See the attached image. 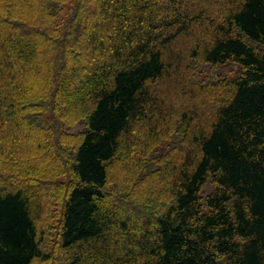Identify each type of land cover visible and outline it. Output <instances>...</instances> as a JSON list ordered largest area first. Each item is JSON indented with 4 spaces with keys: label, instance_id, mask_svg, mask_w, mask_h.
Wrapping results in <instances>:
<instances>
[{
    "label": "trees",
    "instance_id": "trees-1",
    "mask_svg": "<svg viewBox=\"0 0 264 264\" xmlns=\"http://www.w3.org/2000/svg\"><path fill=\"white\" fill-rule=\"evenodd\" d=\"M220 1L0 0V159L9 162L0 167V264L50 261L42 227L52 193L57 264H264V0H226L229 11L210 19ZM57 34L70 47L57 54L66 57L51 92ZM192 47L207 71H240L212 73L219 85L184 112V138L173 135L186 149L168 163L146 155L164 171L154 175L142 153L172 125L168 89L182 91L177 100L193 92L181 73ZM42 113L52 125H33ZM72 119L83 130L68 147L62 127ZM59 158L55 175L46 166ZM141 166L155 181L141 186L144 200L136 205L128 189L113 197L114 173L129 168L132 186ZM58 177L67 183L55 186ZM132 206L147 215L132 218Z\"/></svg>",
    "mask_w": 264,
    "mask_h": 264
},
{
    "label": "rangeland",
    "instance_id": "rangeland-1",
    "mask_svg": "<svg viewBox=\"0 0 264 264\" xmlns=\"http://www.w3.org/2000/svg\"><path fill=\"white\" fill-rule=\"evenodd\" d=\"M229 2H226V0H221L220 1V7L224 6L223 8L218 7L217 5L212 4L211 6H213V8H216L215 12H211V13H207V15L209 16L210 19H214V20H221L222 16H224L230 7V4H228ZM219 8V9H218ZM79 13V11H78ZM80 14V13H79ZM82 14V13H81ZM66 15L65 12H61L59 11V16L58 19H62L64 18ZM82 16V15H81ZM211 21V20H208ZM213 22H218V21H213ZM79 29L80 31L82 30V34H83V27L84 25L82 23H79ZM59 27V26H58ZM57 27V28H58ZM57 38H55L52 42L56 43V47L60 45V48H58L57 50L51 51L50 50V45L48 43H46V47L44 46L42 48V55L41 57H46L47 53L51 51L50 56H54L58 54V52L63 49V48H68L70 47V43L67 42L65 40V38L62 36L60 38V34L56 35ZM46 42V40L44 41V43ZM194 51L195 49H193V47L191 48L190 52L187 54V51L184 54V58H185V62L183 63V66L181 67V73H183V75L185 76V80L187 82V87L189 88L190 92L189 95L187 94V96H185L183 99L181 100H177V96L178 97H182V91L181 90H173L172 92H169L168 89V85L165 84V86L163 87L164 91H162L163 93L165 92V88L168 89V94L169 96L173 97V102L172 105L173 108H166V114L168 116V120L170 121L172 120V125L168 126L169 124L166 125L165 127V131L158 134V136L156 138L153 139V141L151 140V142L149 143L150 145L148 146V148H146V150H143L144 152L142 153V159L140 164H146L152 165L151 160H149V157H146V155H153L154 158H162V160L166 163L170 162L173 158V156L177 153H182L184 151V149H186V145L181 142L179 143L178 140H174L173 139V135L177 134L180 138H184V136L180 135V132H182L184 129H182V122L183 121V114L184 112H186L187 110H193L194 107H196V104L194 103L196 98H198L199 96H202L201 101H205L206 99H209L210 97L208 96L209 94L207 91L211 90L213 86L215 85H219V82H216L212 79H215L216 76H213V74H223L226 76H232L235 73H239V69L234 66V65H229V66H225V67H221V68H217L214 70H208L204 67L205 66L202 62H200L199 59H192V56L194 55ZM188 55V57H187ZM58 59L52 63L50 65V70L53 69L56 70L53 73V81H52V74H51V78H48L49 83H51V92L53 91V87H52V83L54 81H56L57 76L56 74H60L58 69H60L58 66H61L62 63L65 60L66 56H63L62 53L60 55H57ZM183 58V57H182ZM197 58V57H196ZM200 58V57H199ZM201 59V58H200ZM51 61V59H50ZM182 65V64H181ZM204 66V67H203ZM69 69V68H68ZM67 71V70H66ZM226 76H222V77H226ZM43 77V76H42ZM181 88V87H180ZM38 89V88H37ZM39 90V89H38ZM201 90L204 92V94L200 95L199 93L201 92ZM41 91V90H40ZM163 96V95H162ZM175 105V106H174ZM203 112H207L204 111ZM44 113H42L43 115ZM53 114V113H52ZM55 115V114H53ZM51 116H47V114L43 115L42 117L39 118H35L33 122V125H37L38 122L36 120H42L45 125L53 124V119H50ZM56 123H58V119L55 121ZM64 124L62 127V134H64V140L63 142H66L67 146L69 147V145L73 144L75 142V137L79 136V134H81L82 130H83V123L79 122V121H75V120H67V121H63ZM62 125V124H60ZM34 128V127H33ZM158 152V153H157ZM63 156V155H62ZM65 158V157H64ZM61 160V162H60ZM135 160V159H134ZM166 160V161H165ZM65 159H58L57 161L52 159L50 160L49 164H47L46 167H48V165L53 166V169L55 171V175L58 174L60 172V170L62 168L65 169V166H63ZM7 164H9V162L5 161L4 159H0V167H2V165L6 166ZM146 165V166H147ZM142 166L139 168V170L137 169L136 171L138 172H134L136 173V177L133 179L132 183H134V185L132 184V186H124V183L126 182V180L130 179L131 176V172L129 170V168H126L124 170H122L121 172H115L114 175L112 176V179L109 181V192H111V194L114 196H119L121 194V192L123 193L124 190L128 189V193L133 195L135 197V199L137 198L138 201L136 202V205L143 201L144 198L140 197V193L142 190V187L144 184H149L152 182H155L154 180L152 181L151 179V173H145L142 171ZM153 166V165H152ZM4 168V167H2ZM151 170L152 167H149ZM160 168V167H159ZM153 169L157 170L154 171V175L158 174L159 172L162 173V169L159 170L158 169V165H154ZM164 173V171H163ZM160 177V176H159ZM59 178V177H58ZM158 178V177H157ZM2 179V178H0ZM59 181V182H58ZM58 184H63V183H67L65 177L63 178H59L54 180V184L55 186ZM46 184V183H45ZM47 184H49V181L47 182ZM29 185V184H28ZM29 186H32V184H30ZM59 186V185H58ZM140 186V187H139ZM54 187V186H53ZM139 187V188H138ZM209 191V188H207ZM36 190V189H34ZM43 192H46V190H42ZM48 192V190H47ZM53 195H50L49 197L45 198V213L43 216V223L44 226L43 231H44V243H43V247H42V251L45 255L52 257L50 259V261H48L47 263H43L41 262V260H37L34 264H57V262L59 261L60 257V251H59V247H58V243H59V238H58V231L57 229L59 228V208L57 207V201H56V194L54 195V193H52ZM137 194V195H135ZM125 195V193H124ZM140 198H139V197ZM126 197V195H125ZM127 198V197H126ZM128 199V198H127ZM128 205H133L130 201H127ZM111 205H113L114 207L120 208V209H124L126 208V206L120 205L118 202H112ZM160 203H157L156 206L160 208ZM125 207V208H124ZM136 207V208H134ZM133 212H130V216L132 218H143V216H146L148 211L147 210H141L140 208H138L137 206H132ZM134 209L138 210L139 212L135 211ZM151 212V210L149 211ZM152 213V212H151ZM150 213V214H151ZM155 213H152V215H154ZM45 220V221H44ZM54 258V259H53Z\"/></svg>",
    "mask_w": 264,
    "mask_h": 264
}]
</instances>
